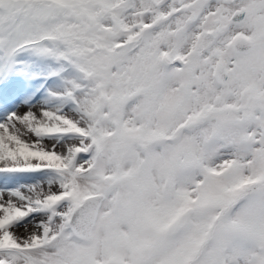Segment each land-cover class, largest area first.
Segmentation results:
<instances>
[{
	"label": "snow or ice",
	"instance_id": "1",
	"mask_svg": "<svg viewBox=\"0 0 264 264\" xmlns=\"http://www.w3.org/2000/svg\"><path fill=\"white\" fill-rule=\"evenodd\" d=\"M0 264H264V0H0Z\"/></svg>",
	"mask_w": 264,
	"mask_h": 264
},
{
	"label": "rangeland",
	"instance_id": "2",
	"mask_svg": "<svg viewBox=\"0 0 264 264\" xmlns=\"http://www.w3.org/2000/svg\"><path fill=\"white\" fill-rule=\"evenodd\" d=\"M22 231V230H21Z\"/></svg>",
	"mask_w": 264,
	"mask_h": 264
}]
</instances>
